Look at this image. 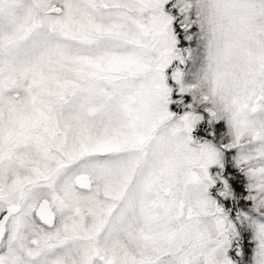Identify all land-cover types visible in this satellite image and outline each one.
Instances as JSON below:
<instances>
[{
	"label": "snow or ice",
	"instance_id": "obj_1",
	"mask_svg": "<svg viewBox=\"0 0 264 264\" xmlns=\"http://www.w3.org/2000/svg\"><path fill=\"white\" fill-rule=\"evenodd\" d=\"M166 2L0 0V264H233L209 167L235 151L264 215V0H185L177 31L203 52L187 85ZM169 77L229 143L193 139ZM241 216L264 264V222Z\"/></svg>",
	"mask_w": 264,
	"mask_h": 264
},
{
	"label": "rangeland",
	"instance_id": "obj_2",
	"mask_svg": "<svg viewBox=\"0 0 264 264\" xmlns=\"http://www.w3.org/2000/svg\"><path fill=\"white\" fill-rule=\"evenodd\" d=\"M184 3H185V0H167V2L163 5L164 13L172 17L171 26L174 31L181 29L182 25H185L189 22L190 17H187L184 11L182 10ZM192 33L193 35H192L191 41H184L183 43L180 42L181 47H188L190 45L189 51L191 53V55L185 59L184 64L181 65V70L183 73L182 82L185 85L193 82L194 76L198 74L200 68L202 67V63H203V52H202L201 42L198 39L199 33L195 25H193ZM178 34H179L178 39L184 40L183 39L184 36L187 35L188 33H185L184 31L180 30V31H177V35ZM165 74H166V77H168V70H166ZM166 83H168V85L173 89L170 98L172 100L181 101V103H170L168 106L169 111H171L174 114V118H178L179 116L183 115L185 112L190 111V110H194L196 114H199L201 116V120L196 122V124L193 127V131L190 134L194 140L210 141L218 148L230 142L231 136L229 133L228 125L225 120L213 119L209 115L208 111L206 110V107H207L206 105L196 103V101H194L191 95L179 94V85H176L173 81H171L170 77L166 79ZM189 105H191V109L188 107ZM203 124L206 125L207 127L206 131L209 137L202 136L203 139L199 140L197 139V135L201 132L200 126H202ZM221 152H222V155H221L220 165H212L209 167V175L210 177L213 178L214 183L209 187L208 195L211 199H214V200L215 198L213 196H220L219 193L223 191V184H221L220 186L215 184V179H219L218 176H216L215 168L216 167L220 168L222 166V171L227 174L230 172L229 171L230 169L232 170L237 169V167L235 166V155H236L235 151L225 150L221 148ZM246 185H248V182H246L245 186ZM246 190L249 191L248 187H246ZM233 196H236V195H233ZM248 196H244L243 203L239 204L235 209L233 208L229 212H226V211L224 212L227 214L229 219L233 221L234 227L236 226L235 223H238L241 226V229L246 231L245 235H247L248 239H250L253 242L252 244H250L251 247H250V252H249V256L247 260V264H252V253H253V247H254L253 233H252V230L249 228L248 224L244 221L243 217L241 216L239 221H237V216L239 213H246L249 216L258 218L261 222H264V215H260L257 212L253 211V207H252L253 201L250 199H247ZM226 198L231 200L230 201L231 204L233 203L232 196L226 197ZM235 210H236L237 215H234V218H233V213H235ZM260 212H264V209H261ZM237 237H238V232L231 238V243ZM235 255L239 257L238 260L241 264L245 262L242 254L235 252Z\"/></svg>",
	"mask_w": 264,
	"mask_h": 264
},
{
	"label": "trees",
	"instance_id": "obj_3",
	"mask_svg": "<svg viewBox=\"0 0 264 264\" xmlns=\"http://www.w3.org/2000/svg\"><path fill=\"white\" fill-rule=\"evenodd\" d=\"M184 41L185 40H180V42L182 43ZM200 127H201L200 129L201 132L197 135V139L199 140L203 139L202 136L209 137L206 131V128H207L206 125L203 124ZM229 171L230 172L228 174L223 172L222 166L220 168H217V167L215 168L216 176H218L219 178V179H215V184L220 186L221 184H223L222 181L226 180L230 187V191H231L230 196H232L233 198L232 201L234 204L233 203L231 204L230 203L231 200L227 199L226 197L213 196L215 200L217 201V204L226 212L231 211L233 208L235 209L239 204L243 203L244 196L249 195V191L246 190L247 185L245 186L248 180L244 176V174L238 168L233 169V170L230 169ZM233 195H236V196H233ZM234 215H237L236 210H235V213H233V218H234ZM235 225H236L235 230H236V233L238 232V237L232 241L229 249L227 250L226 255L229 257V259L232 260L233 264H241L238 260L239 257L235 255V252H238L243 255V259L245 260L243 264H247L250 247H251L250 244H252L253 242L250 239H248L247 235H245L246 231L242 230L241 226L238 223H235Z\"/></svg>",
	"mask_w": 264,
	"mask_h": 264
},
{
	"label": "clouds",
	"instance_id": "obj_4",
	"mask_svg": "<svg viewBox=\"0 0 264 264\" xmlns=\"http://www.w3.org/2000/svg\"><path fill=\"white\" fill-rule=\"evenodd\" d=\"M224 46V39L222 36H219L214 44L213 54H216L218 49H222Z\"/></svg>",
	"mask_w": 264,
	"mask_h": 264
}]
</instances>
